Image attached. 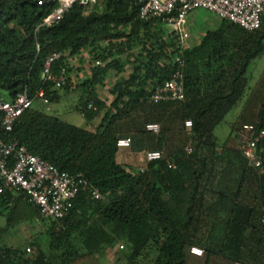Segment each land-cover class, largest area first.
Here are the masks:
<instances>
[{"label":"trees","instance_id":"trees-1","mask_svg":"<svg viewBox=\"0 0 264 264\" xmlns=\"http://www.w3.org/2000/svg\"><path fill=\"white\" fill-rule=\"evenodd\" d=\"M37 1L0 0V100L13 101L24 90L33 98L10 131L0 111V136L61 171L82 173L102 198L79 192L57 227L0 179L6 222L0 236L9 226H42V238L28 242L37 252L3 244L0 264H104L103 250L117 243L121 257L130 253L129 264H264V136L255 147L258 167L237 138L246 123L264 130V71L231 125L232 137L219 143L214 134L249 87L248 67L264 51V15L252 31L215 16L219 26L188 48L187 39L179 43L160 19L140 18L136 0L76 2L51 25L41 23L56 4ZM54 52L64 54L51 64L55 77L64 70L61 88L43 76ZM84 52L91 66L90 76L76 86L74 108L84 120L77 126L51 114L36 94L43 89L51 103L59 101L60 91L71 89V58L83 59ZM127 64L132 70L121 76ZM181 65L184 99L148 102L150 91ZM111 72L117 77L107 105L96 87ZM102 112L96 130L89 131L86 126ZM149 122L158 123L160 132L147 131ZM174 130L178 137H172ZM130 132L153 136L150 149L161 153L159 160L145 162L144 171L117 161V139ZM192 246L203 254H193Z\"/></svg>","mask_w":264,"mask_h":264},{"label":"built area","instance_id":"built-area-1","mask_svg":"<svg viewBox=\"0 0 264 264\" xmlns=\"http://www.w3.org/2000/svg\"><path fill=\"white\" fill-rule=\"evenodd\" d=\"M93 0H38V5H52L55 7L43 18L41 25H51L60 20L63 15L76 2L83 4ZM139 3L138 16L143 19L158 18L168 26L178 38L179 43L188 39L191 35V23L189 13L202 9L210 12L220 19H227L247 30H255L260 26L261 18L264 15V0H136ZM64 54L61 52L52 53L44 64L43 76L54 82L56 87L61 88L67 82L64 70L55 77L51 74V64ZM71 62V60H70ZM95 65L101 64L100 60H94ZM184 68L181 65L174 71L171 78L156 85L146 100L150 103L162 101H180L184 99ZM36 98L44 104L50 101L45 96L43 89L39 90ZM33 102L27 91L19 92L13 101L0 100V111L3 112L2 126L4 130L10 131L19 116L28 109ZM186 127L191 126V121H185ZM147 131L160 132V125L156 122L146 123ZM264 136V130H255L253 124L242 125L237 132V138L244 155L249 162L258 167L260 159L256 155L255 147L257 140ZM131 137H120L117 139V146L129 148ZM185 150L192 151L190 141ZM161 158L158 150H146L144 161L150 163ZM145 167H140L144 171ZM0 179L4 186L22 193L27 200L34 204L41 216L56 222L61 226V220L66 217L73 207L74 199L81 191L90 193L92 199H101L102 194L98 188L89 184L82 173L70 174L57 169L54 165L30 153L24 145L16 140L5 141L0 136ZM3 187H0L2 192ZM122 247V245L120 246ZM26 253H30V245L25 247ZM190 251L196 255H202L203 249L192 246ZM7 264V263H4ZM20 264V263H11ZM243 264V263H236Z\"/></svg>","mask_w":264,"mask_h":264},{"label":"rangeland","instance_id":"rangeland-1","mask_svg":"<svg viewBox=\"0 0 264 264\" xmlns=\"http://www.w3.org/2000/svg\"><path fill=\"white\" fill-rule=\"evenodd\" d=\"M189 21L191 23V35L190 37L184 42V47L190 46V44L193 42H199L205 31L212 30L216 28L217 22L219 21L218 18H216L213 14L206 10L202 9H196L189 13ZM167 28H169L167 26ZM138 47L133 49V52H137ZM85 55H83V59H80L79 57H73L71 58V65L73 67V70L71 72V89L69 91L61 90V98L59 101L54 103H49L50 113L55 114L61 119L72 123L77 126L83 125V118L82 116L77 113L75 110V104L78 102L79 99V90L76 88L77 85L82 83L87 77L90 76V66L91 61L89 58V54L87 52H84ZM124 59H131L130 56L127 54L124 55ZM131 67L129 64L126 65L125 71L121 74V76H127L131 72ZM264 71V51L261 55L256 57L249 65L247 75L249 76L250 82L249 87L247 88L242 100L226 115L224 120L216 126L214 129V134L218 140L219 143H223L227 141L231 135V125L232 123L237 119V116L242 110L243 104L250 93V90L255 87L257 82L259 81L262 73ZM116 74L114 72H111L109 76L106 79V83L104 86H97L96 92L97 95L104 99L106 101V104L109 105L111 100L113 99V95L110 93V87L113 85ZM151 85L147 84V88H150ZM103 112L96 117L92 122H90L86 128L93 132L96 130V126L100 122V119L102 118ZM127 136L131 137L132 139V162L126 163V161L119 157L120 163H123L128 166V168L131 170H137L142 165H144L143 161V155L146 150H154L150 149L154 147V138L153 136H149L147 138V142L145 141L140 143L142 135H133L130 133H126ZM178 137L179 132L178 130L173 131L172 137ZM171 137V136H170ZM152 143V144H151ZM186 134H185V145H186ZM153 145V146H152ZM184 145V146H185ZM5 217L0 214V226H4L5 224ZM42 226L38 222H30V223H23L18 224L14 226H9L6 230H4L3 233H1V237L4 239L5 243L9 246L14 247H20L25 248L29 244L28 242L35 237L42 238L41 235ZM2 239V240H3ZM121 244L117 243L112 247L105 248L103 250V256L101 257V261L104 264H129V259L127 255H130V253L127 252V254H124L125 256L121 257L119 250ZM37 252L36 248L32 247V253ZM120 256L119 259L117 257Z\"/></svg>","mask_w":264,"mask_h":264},{"label":"crops","instance_id":"crops-1","mask_svg":"<svg viewBox=\"0 0 264 264\" xmlns=\"http://www.w3.org/2000/svg\"><path fill=\"white\" fill-rule=\"evenodd\" d=\"M219 26V21L217 22V25H216V28ZM215 28V29H216ZM213 30V29H212ZM206 32V31H205ZM204 35V34H203ZM198 42H195V43H191L190 44V46H188V48H191L192 46H194V45H196ZM99 97V96H98ZM186 131H187V129H186ZM130 134H132V132H130ZM134 135V134H133ZM127 136V135H126ZM126 136H123V137H126ZM146 142V143H148L147 142V137H141V139H140V143H142L143 144V142ZM131 144H132V142H131ZM132 154H133V151H132V147L130 146L129 148H118V153H117V161L119 160V157H121V158H123L125 161H126V163H129V162H132ZM143 161H144V155H143ZM119 163H120V161H118ZM126 163L125 164H123V163H121V164H123V165H126ZM127 166V165H126ZM145 166H147V164L145 163V161H144V165H142L141 167H145ZM127 168H128V166H127ZM30 223V222H29ZM5 225V224H4ZM0 227H4V226H0ZM3 238L0 236V245H3V244H5V245H7L6 243H5V241H4V239L2 240ZM7 246H9V245H7ZM12 247H14V246H12Z\"/></svg>","mask_w":264,"mask_h":264}]
</instances>
